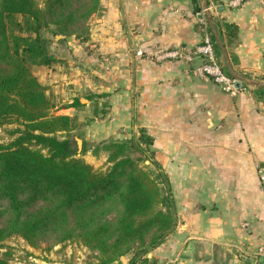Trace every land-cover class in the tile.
Listing matches in <instances>:
<instances>
[{"label": "crops", "instance_id": "obj_1", "mask_svg": "<svg viewBox=\"0 0 264 264\" xmlns=\"http://www.w3.org/2000/svg\"><path fill=\"white\" fill-rule=\"evenodd\" d=\"M229 1L100 0L91 54L81 52L75 68L46 67L40 79L54 114L77 117L82 149L136 140L141 129L153 137L175 224L151 261L264 264V0ZM202 18L224 48L218 43L216 53L238 80L236 95L195 72L201 58H156L164 49L194 51ZM216 21L238 27L235 63Z\"/></svg>", "mask_w": 264, "mask_h": 264}, {"label": "trees", "instance_id": "obj_2", "mask_svg": "<svg viewBox=\"0 0 264 264\" xmlns=\"http://www.w3.org/2000/svg\"><path fill=\"white\" fill-rule=\"evenodd\" d=\"M99 4L100 0H0V127L20 125L11 143L0 144V201L7 205L0 215L8 216L0 227V240L19 234L38 247L43 237L55 236L58 243L77 239L98 251L97 264H110L135 250L129 263L134 264L137 259L146 261L145 254L159 246L175 224L169 184L150 149L153 137L141 129L136 140L104 143L95 151L105 150L111 165L96 169L78 155L69 137L79 124L77 117L52 112L47 88L31 69V64L56 61L42 29L53 24L60 33H86L82 40H87L90 31L79 21L95 13ZM214 25L235 63L237 25ZM212 29L208 24L221 56ZM60 132L69 135L61 138ZM129 145H135L157 175L129 155ZM85 149L84 145L82 154ZM108 214L114 218L108 219ZM0 264L9 260L0 257Z\"/></svg>", "mask_w": 264, "mask_h": 264}, {"label": "rangeland", "instance_id": "obj_3", "mask_svg": "<svg viewBox=\"0 0 264 264\" xmlns=\"http://www.w3.org/2000/svg\"><path fill=\"white\" fill-rule=\"evenodd\" d=\"M101 12L102 4L100 3L97 11L95 13H92L83 22L79 21V25H83L84 28H87L90 31L91 35L92 25L95 23L97 19L96 17ZM41 34L49 39V53L55 57L56 61H54L50 65L31 64V69L39 81H41V76H45V74L49 73L47 71L48 68L46 67L61 65L63 69H69L72 66L75 68L76 66H80V63H82V61H80L81 52L91 54L88 53L89 51H87L86 49V42L88 39H90V35L87 40H82V36L86 33L79 34L78 32H71L69 34H64L60 33L55 25L50 24L48 28L42 29ZM61 39H63V41H60ZM90 44L93 43L89 42V47ZM53 78L55 79L54 74L49 76V79L52 80ZM47 81H45L46 84ZM60 81H64V78H61L59 82ZM50 99L52 101L51 97ZM54 111L55 109L53 107L52 112L54 113ZM18 126L20 125L17 123H10L1 126L0 144L11 143L18 135L17 133L13 132V130L16 129ZM79 127L80 123L74 130L78 129ZM74 130L70 132L69 137L74 140V144L75 146H77L76 142L78 143V141L76 140V138L78 136L75 135L76 133L74 132ZM59 135L61 138H64L68 137L69 134L65 132H60ZM127 152L129 153V155H131L133 159L139 160L140 164L143 167L153 171V173L157 175V171L154 166L150 164L149 161L146 160L144 157H140L141 155L137 151L135 145H129V147L127 148ZM81 155L96 169L107 170L111 165L110 163L105 162L104 158L100 154V151H95V149L91 145L86 146L84 154L81 153L79 156ZM6 206L7 205L0 201V211L4 210ZM113 216L114 214H108V219H113ZM7 217L8 216L6 213L0 215V227L5 224ZM134 252L135 250H132L128 254L119 256L117 259L110 262V264H129ZM98 254L99 253L96 249L92 248L89 244L85 243L84 241L77 239H69L64 242L58 243L56 242L55 236L45 238L43 237L40 246L38 247L31 246L27 242V240L19 234H12L3 240H0V257H6L9 260V264H97L98 262H100L99 259L96 258ZM147 255L148 254H145L144 256V259H146V261H141L137 259L134 264H163L161 262L151 261Z\"/></svg>", "mask_w": 264, "mask_h": 264}, {"label": "built area", "instance_id": "obj_4", "mask_svg": "<svg viewBox=\"0 0 264 264\" xmlns=\"http://www.w3.org/2000/svg\"><path fill=\"white\" fill-rule=\"evenodd\" d=\"M245 0H230L232 6H240ZM200 23L203 25V34L200 43L194 51L184 52L180 48L164 49L156 54L159 61L184 59L191 61L194 58H201V63L195 68V72L201 77H207L216 82L223 91L236 95L239 91L238 80L233 77L219 60L214 42L208 31V22L202 18ZM264 257V247L260 249Z\"/></svg>", "mask_w": 264, "mask_h": 264}, {"label": "water", "instance_id": "obj_5", "mask_svg": "<svg viewBox=\"0 0 264 264\" xmlns=\"http://www.w3.org/2000/svg\"><path fill=\"white\" fill-rule=\"evenodd\" d=\"M218 43H219V45L221 46V48L224 50V48H223V46H222V44L220 43V41H219V39H218ZM229 70H230V72L232 73V70H231V68H230V66H229ZM230 73V74H231ZM232 75V74H231ZM233 76V75H232ZM233 77H235V76H233ZM239 84V83H238ZM237 84V85H238ZM76 140L78 141V144H77V147H78V150H79V154L78 155H80L81 154V151H82V144H81V140H80V138H76Z\"/></svg>", "mask_w": 264, "mask_h": 264}]
</instances>
